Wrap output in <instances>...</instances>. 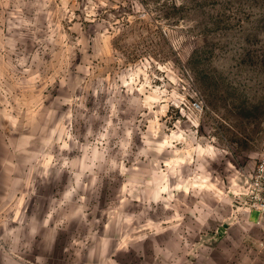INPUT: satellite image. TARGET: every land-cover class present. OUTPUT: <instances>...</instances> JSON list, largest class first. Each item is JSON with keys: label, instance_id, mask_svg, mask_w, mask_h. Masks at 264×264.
<instances>
[{"label": "rangeland", "instance_id": "1", "mask_svg": "<svg viewBox=\"0 0 264 264\" xmlns=\"http://www.w3.org/2000/svg\"><path fill=\"white\" fill-rule=\"evenodd\" d=\"M263 137L264 0H0V264H264Z\"/></svg>", "mask_w": 264, "mask_h": 264}, {"label": "built area", "instance_id": "2", "mask_svg": "<svg viewBox=\"0 0 264 264\" xmlns=\"http://www.w3.org/2000/svg\"><path fill=\"white\" fill-rule=\"evenodd\" d=\"M191 106L194 109L200 108L198 103H192ZM246 192L250 212L255 211L258 214L255 224L264 226V137L258 149L257 162L247 181Z\"/></svg>", "mask_w": 264, "mask_h": 264}]
</instances>
